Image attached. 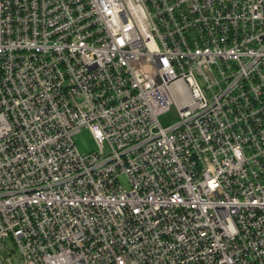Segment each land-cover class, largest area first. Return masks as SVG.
Listing matches in <instances>:
<instances>
[{
	"label": "built area",
	"instance_id": "1",
	"mask_svg": "<svg viewBox=\"0 0 264 264\" xmlns=\"http://www.w3.org/2000/svg\"><path fill=\"white\" fill-rule=\"evenodd\" d=\"M7 236L20 264H264V0H0V264Z\"/></svg>",
	"mask_w": 264,
	"mask_h": 264
},
{
	"label": "rangeland",
	"instance_id": "2",
	"mask_svg": "<svg viewBox=\"0 0 264 264\" xmlns=\"http://www.w3.org/2000/svg\"><path fill=\"white\" fill-rule=\"evenodd\" d=\"M178 119V113L175 107H172L170 111L160 117V122L163 125H168L173 123ZM75 144L76 148L79 150L81 154H90L93 152H97L100 148L92 138L88 129L83 128L76 136H75ZM107 150V147H106ZM120 183L124 188H128V182L125 177L120 179ZM3 246L9 250H13L12 255L8 251H4L5 258H11L13 264H20L19 254L15 249V245L12 239L7 236L5 239H2Z\"/></svg>",
	"mask_w": 264,
	"mask_h": 264
}]
</instances>
